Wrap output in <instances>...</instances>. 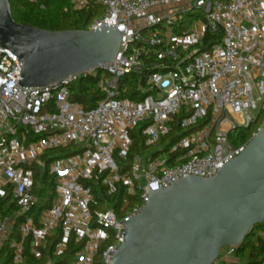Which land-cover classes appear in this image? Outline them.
Masks as SVG:
<instances>
[{
    "label": "built area",
    "instance_id": "obj_1",
    "mask_svg": "<svg viewBox=\"0 0 264 264\" xmlns=\"http://www.w3.org/2000/svg\"><path fill=\"white\" fill-rule=\"evenodd\" d=\"M93 1L101 14L83 29H119L112 62L20 86V60L0 48V264H110L123 221L151 191L214 177L247 143L232 144L230 133L253 126L251 137L264 126V0ZM208 29L221 40L200 49ZM129 73L134 90L121 85ZM88 75L100 96L85 108L70 85ZM137 127L143 148L132 150ZM51 150H62L47 155L52 198L36 177ZM119 187L116 213L107 196ZM235 248H221L217 262L235 261Z\"/></svg>",
    "mask_w": 264,
    "mask_h": 264
},
{
    "label": "water",
    "instance_id": "obj_2",
    "mask_svg": "<svg viewBox=\"0 0 264 264\" xmlns=\"http://www.w3.org/2000/svg\"><path fill=\"white\" fill-rule=\"evenodd\" d=\"M119 29L45 30L13 20L0 0V48L21 62L20 86H45L112 62ZM264 221V126L214 177H184L151 191L141 211L123 221L110 264H212Z\"/></svg>",
    "mask_w": 264,
    "mask_h": 264
},
{
    "label": "trees",
    "instance_id": "obj_3",
    "mask_svg": "<svg viewBox=\"0 0 264 264\" xmlns=\"http://www.w3.org/2000/svg\"><path fill=\"white\" fill-rule=\"evenodd\" d=\"M8 1L14 21L45 30L83 29L94 18L101 14L100 5L93 0L80 10H72L70 8V0H35L34 2L30 0ZM220 40V30L211 31L208 29L204 33V36L199 43V47L200 49H204L210 44L220 42ZM152 47L153 46L147 45V48ZM95 81V77L88 75L79 78L75 83L71 84L70 93L73 100L82 103L85 108L91 107L100 96L94 87ZM136 82V75L134 73H129L121 79V85H128L131 90L136 88ZM140 128L141 127H137L131 131V136L133 138L132 150H137L139 148V143L143 148L142 137L139 132ZM252 129L253 126H250L246 129L232 131L230 133L232 144L242 145L248 141ZM173 134H171L166 140L167 145L164 150L158 153L160 156H166L168 146L171 145L176 138L184 135L185 132H180L179 135H176L177 137ZM161 142L165 143V140H162ZM59 152H62V150H51L44 154L43 157L46 162L44 166L45 170L40 176H36L37 179L40 180L41 191L50 193L51 198L54 190V179L47 171V162L49 161L47 155L57 157L59 156ZM124 195V188L119 187L114 194L107 196L110 208L116 213H119V208L124 199ZM49 204L50 202H47L46 205H39V209L48 207ZM129 207L130 205H127L125 208L127 209ZM233 256L236 259L235 261H220L217 262V264H258L260 261L264 260V221L255 225L250 230V235L234 249ZM9 261L10 260L7 258L6 263H9ZM28 263L35 264L30 258L28 259Z\"/></svg>",
    "mask_w": 264,
    "mask_h": 264
},
{
    "label": "rangeland",
    "instance_id": "obj_4",
    "mask_svg": "<svg viewBox=\"0 0 264 264\" xmlns=\"http://www.w3.org/2000/svg\"><path fill=\"white\" fill-rule=\"evenodd\" d=\"M164 26H167V25H164ZM258 234H259V233H258ZM216 260H217V258H216ZM216 260H215L212 264H217V261H216Z\"/></svg>",
    "mask_w": 264,
    "mask_h": 264
}]
</instances>
